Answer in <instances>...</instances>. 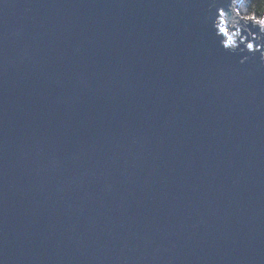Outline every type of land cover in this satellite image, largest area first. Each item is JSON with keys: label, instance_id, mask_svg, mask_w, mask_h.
Instances as JSON below:
<instances>
[{"label": "water", "instance_id": "1", "mask_svg": "<svg viewBox=\"0 0 264 264\" xmlns=\"http://www.w3.org/2000/svg\"><path fill=\"white\" fill-rule=\"evenodd\" d=\"M212 3L0 0V264H264V65Z\"/></svg>", "mask_w": 264, "mask_h": 264}, {"label": "clouds", "instance_id": "2", "mask_svg": "<svg viewBox=\"0 0 264 264\" xmlns=\"http://www.w3.org/2000/svg\"><path fill=\"white\" fill-rule=\"evenodd\" d=\"M213 8L216 16L213 26L216 30L219 46L226 51H238L244 54L240 60L242 64L249 60L250 55L254 58L255 54L259 52V62L264 65V15L255 20V25H258L256 32L242 35L241 27H244L242 22L253 16L250 11L249 0H223L221 3H216L214 0V3L209 5L210 15L206 19H211ZM229 14L231 15L232 27L235 28L234 31H230L227 26L226 17ZM241 45L243 46L241 47Z\"/></svg>", "mask_w": 264, "mask_h": 264}, {"label": "trees", "instance_id": "3", "mask_svg": "<svg viewBox=\"0 0 264 264\" xmlns=\"http://www.w3.org/2000/svg\"><path fill=\"white\" fill-rule=\"evenodd\" d=\"M250 11L253 16L259 18L264 15V0H249Z\"/></svg>", "mask_w": 264, "mask_h": 264}, {"label": "snow or ice", "instance_id": "4", "mask_svg": "<svg viewBox=\"0 0 264 264\" xmlns=\"http://www.w3.org/2000/svg\"><path fill=\"white\" fill-rule=\"evenodd\" d=\"M257 18L255 17V16H250V17H248V20L249 21H255ZM253 48H255V45H253Z\"/></svg>", "mask_w": 264, "mask_h": 264}]
</instances>
